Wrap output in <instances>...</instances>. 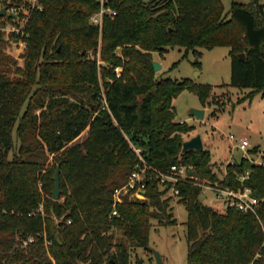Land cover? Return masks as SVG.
I'll use <instances>...</instances> for the list:
<instances>
[{
	"label": "trees",
	"instance_id": "trees-1",
	"mask_svg": "<svg viewBox=\"0 0 264 264\" xmlns=\"http://www.w3.org/2000/svg\"><path fill=\"white\" fill-rule=\"evenodd\" d=\"M39 1L24 67L0 34V264H131V247H149L152 219L175 223L165 198L171 184L162 188L159 175L173 165L187 169L177 184L188 212L187 264H264V164L243 157L221 178L208 148L183 152L195 127L176 120L174 100L188 90L205 103L213 86L158 78L153 65V52L168 47L199 58V48L227 46L231 85L250 89L244 99L264 93L261 0H233L228 12L222 0H112L117 14L103 20L102 63L89 54L98 49L100 27L90 21L97 0ZM135 169L148 199L126 198L112 215L113 191ZM215 183L251 188L257 212L205 204L201 184Z\"/></svg>",
	"mask_w": 264,
	"mask_h": 264
},
{
	"label": "rangeland",
	"instance_id": "rangeland-1",
	"mask_svg": "<svg viewBox=\"0 0 264 264\" xmlns=\"http://www.w3.org/2000/svg\"><path fill=\"white\" fill-rule=\"evenodd\" d=\"M231 2L232 0H223L225 12L229 11ZM17 6H20V9ZM38 6L43 8L40 1ZM39 7L35 9H40ZM29 8L30 4L25 0H0V9H7L6 13L0 16V28L4 29L0 34L7 40V53L12 55L21 67H24L26 62V39L29 35L26 27L31 16ZM13 10L21 11L19 17L15 16L16 19L9 16ZM14 29L20 32H14ZM101 47L102 27L98 36L97 52L93 50L89 52L92 57L96 56L99 63H102ZM198 50L202 52L199 58L193 50L188 51L187 57H183L186 53L183 47H168L165 52H153L154 61L161 65L156 71V76L178 80L191 78L197 82L212 84V95L205 103H202L194 93L185 90L175 98L174 105L177 110L176 120L185 121L195 127L193 131L184 135L185 140L197 134L202 136L205 148L211 151L214 171L222 178L227 164L240 161L244 156V151L235 147L240 139L249 140L251 148L247 153L250 156L259 161L264 160V93L260 92L252 99H244L250 89L231 85L232 63L229 47L217 46L213 49ZM118 51L120 52V49ZM86 52L87 50H84V53ZM197 60L201 62L200 68L195 64ZM100 84L103 87L102 79ZM194 109L204 110V117L202 119L196 117ZM231 134L237 139H231ZM87 135L88 130H85L76 141L84 140ZM14 137L17 148L19 140L16 131ZM255 147H258V150L252 154L250 151ZM202 192L201 199L205 204L224 209L211 190L203 188ZM167 197L171 198L168 209L175 223H161L158 219H152L149 247H131V264H158L150 248L160 252L162 264L188 263L186 238L188 212L185 204L180 202L173 191H168L165 195V198ZM116 234L123 237L120 231H116Z\"/></svg>",
	"mask_w": 264,
	"mask_h": 264
},
{
	"label": "built area",
	"instance_id": "built-area-1",
	"mask_svg": "<svg viewBox=\"0 0 264 264\" xmlns=\"http://www.w3.org/2000/svg\"><path fill=\"white\" fill-rule=\"evenodd\" d=\"M26 3L30 4L29 11L32 12L35 8L39 7V0H25ZM99 3V10L96 11L91 16V23L95 25H99V27H102L103 20L105 16H113L117 14V11L112 8L110 5L112 0H97ZM18 9H20V6H17ZM42 9V7H39ZM17 9V10H18ZM21 11H10L9 16L12 19H16V17H19ZM4 31V29L0 28V33ZM14 32H20L18 29H14ZM117 76L121 75L122 67L118 66L115 68ZM103 103L104 107L107 105V101L105 99V96L103 94ZM185 121H181L183 123ZM231 139L236 140V136L234 134L230 135ZM236 148L241 149L244 151V158L250 159L254 163L258 164H264V160H257L254 156H250L247 151H249V148H251L250 142L248 139H240L239 143L235 145ZM137 153H140V150L138 148H135ZM263 154V152H262ZM242 157V158H243ZM142 158V156H141ZM143 159V158H142ZM230 163H235L230 162ZM159 175L161 177V186L162 188L167 187L168 183L171 184L170 190L173 191L174 195L178 196L180 193L179 188L177 187V184L179 182H184L186 175H187V169L184 165H173L171 167L170 173H162L159 172ZM249 175V171L246 175L242 176V178H246ZM202 189L206 188L208 190H211L216 199L221 202L223 205V208L226 209L228 207H238L242 209L243 211H251L253 213L257 212V204L258 200L252 195V190L249 187H246L243 190L235 191L226 187H223L219 185L218 183L215 184H209V185H202ZM169 190V191H170ZM203 193V192H202ZM128 199H139V200H147L148 195L146 193V183L143 181L142 173L139 169H135L131 175L129 176L126 183H124L122 186L116 187L113 191V211L112 215L118 214V205L123 203L124 200ZM69 223L71 220L68 221ZM34 239L31 237L29 239L23 240V244L26 245L29 242H32Z\"/></svg>",
	"mask_w": 264,
	"mask_h": 264
},
{
	"label": "water",
	"instance_id": "water-1",
	"mask_svg": "<svg viewBox=\"0 0 264 264\" xmlns=\"http://www.w3.org/2000/svg\"><path fill=\"white\" fill-rule=\"evenodd\" d=\"M6 11L7 9H0V16H3L6 13ZM240 56L245 57V54L242 53L240 54ZM153 65H154L155 71H158L161 68V65L157 61H153ZM193 113L199 119H202L205 115V111L201 109H194ZM204 148L205 147H204L203 139L200 134H197L191 137L190 139L185 140L183 143V152H186L190 149L202 150ZM54 179H55V183H54V189H53V198L58 200L61 194L60 166H58L56 169ZM150 251L154 253L158 264H162V257H161L160 252L154 248H150Z\"/></svg>",
	"mask_w": 264,
	"mask_h": 264
},
{
	"label": "crops",
	"instance_id": "crops-1",
	"mask_svg": "<svg viewBox=\"0 0 264 264\" xmlns=\"http://www.w3.org/2000/svg\"><path fill=\"white\" fill-rule=\"evenodd\" d=\"M223 1V0H222ZM233 1V0H232ZM237 1H241V2H245V3H248L249 2V0H237ZM261 2L264 4V0H261ZM231 4H232V2H231ZM225 6V5H224ZM230 51V50H229ZM229 56H230V54H229ZM248 89V88H247ZM205 147V146H204Z\"/></svg>",
	"mask_w": 264,
	"mask_h": 264
}]
</instances>
